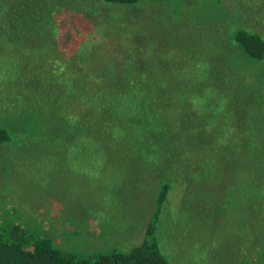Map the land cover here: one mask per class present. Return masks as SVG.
<instances>
[{
	"label": "rangeland",
	"instance_id": "obj_1",
	"mask_svg": "<svg viewBox=\"0 0 264 264\" xmlns=\"http://www.w3.org/2000/svg\"><path fill=\"white\" fill-rule=\"evenodd\" d=\"M72 1L0 0L1 22H58L67 35H81H32L10 51L0 46V54L70 62L96 45L128 59L119 66L127 75L138 65L157 68L160 86L171 89L152 107L128 112L130 129L125 119H108L107 129L116 127L108 139L96 116L69 111L71 96L17 100L15 76L0 79V126L13 142L34 134L25 117L37 109L64 117L47 140L0 146V228L13 220L81 255L127 251L142 242L164 182L170 189L154 236L168 264H264V148L257 141L264 122L238 138L236 124L254 109L249 93L264 95V62L250 64L228 41L236 29L264 40V0ZM222 70L240 73L241 86L217 82Z\"/></svg>",
	"mask_w": 264,
	"mask_h": 264
},
{
	"label": "trees",
	"instance_id": "obj_2",
	"mask_svg": "<svg viewBox=\"0 0 264 264\" xmlns=\"http://www.w3.org/2000/svg\"><path fill=\"white\" fill-rule=\"evenodd\" d=\"M97 1L106 4L132 6L142 1L168 0ZM72 3H74V0ZM72 6L74 7L75 5L72 4ZM50 23L42 25L35 22L34 25L27 27L25 24H16L11 18L3 22L0 20V46L5 45L4 47L10 51L12 46L17 45V41L26 40L27 37L32 35L37 37L44 36L46 41H53L61 36H64V39L69 37L77 41L80 40V31H77L75 36L71 37L66 34L67 31L69 33V30L63 24L58 22ZM12 34L13 37H10ZM228 41L231 45V52H241L249 60L250 64L264 62V40L258 34L244 29H236ZM94 47L93 50L88 49V51L83 52L86 53L85 55H76L72 58L75 60L70 62H64L59 57L55 58V62H51L53 57L51 59L42 56L33 58L17 51L13 54H0V79L8 80L13 79L15 76L14 80L19 84L18 89H16L17 100L24 98V101L39 102V100L46 99L48 102L52 100L53 103L59 98L65 97L67 99L71 96L72 98L69 100L72 104L70 107L73 110L69 108V111L73 112L74 106H77L79 109L76 110L77 112L82 111L83 114L90 117L96 116L99 119L98 125L103 123V128H98V125L95 128H97L102 137L106 136L109 139V136H113L116 127L114 125L107 129L110 123L112 125V122L108 119H125L124 127L130 129L131 122H127L128 112L137 113L139 108L145 105V102L152 107L155 101L157 102L166 97L171 88L160 86L161 75L157 68L138 65L135 69L131 68L129 71L130 75H127V73L125 74L126 71L119 70V66L128 59L115 56V54L112 56L111 52L108 50L103 51V48L99 46L94 45ZM136 61L140 60L136 58ZM75 64L79 65V68L73 67ZM167 73L170 74V71ZM224 74L223 71L218 76H215L217 82L220 81L219 83L222 84L224 79H226L225 83L230 89H236V85L238 88L241 86L237 81L240 73L237 75V73L230 70ZM169 77L170 75H168L167 79ZM261 78L264 79V75ZM75 83L78 85L77 90L70 86ZM242 90H244L243 87ZM49 91H54V93L50 96ZM171 92L173 93L174 91L172 90ZM255 92V96L252 94L253 92L249 93L254 109L251 108V110L246 111V115L239 118L236 123L237 128L240 129L237 138L240 135L250 134L253 124L264 122L262 121L264 120V95L258 90H255ZM240 100L238 99L235 102L238 103ZM258 101H260L261 105H257ZM34 112L25 117V123H27L29 131L34 134L25 133V140L20 139L13 142L12 132L0 126V146L13 142L17 149L18 145L26 140L32 141L35 139L38 141L43 138L47 140L49 132L54 131L53 128L58 130L64 125L62 123L64 117L62 116L61 118V116L48 109H37ZM124 114L126 117L120 116ZM44 125L45 129L41 130ZM262 128V133H264V127ZM261 135L260 138L259 136L257 137V141L264 148V139L261 138ZM247 139L250 141V136H247ZM169 189L170 185L168 183L160 182L154 210L145 227L143 240L140 244L129 248L127 251L112 248L107 252H94L89 255H81L78 252H65L60 250L53 243L52 238L45 235V232L34 234L31 230L27 231L19 224L13 225V220L11 222H9L10 220H5L3 227L0 228V264H168L158 248L154 234L161 207L166 200ZM262 244L264 247V241Z\"/></svg>",
	"mask_w": 264,
	"mask_h": 264
}]
</instances>
